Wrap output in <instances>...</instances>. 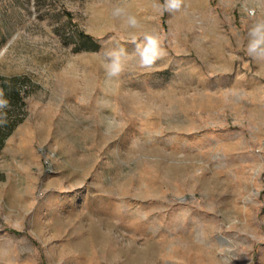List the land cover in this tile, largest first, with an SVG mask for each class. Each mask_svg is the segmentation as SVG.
Here are the masks:
<instances>
[{"label": "rangeland", "instance_id": "rangeland-1", "mask_svg": "<svg viewBox=\"0 0 264 264\" xmlns=\"http://www.w3.org/2000/svg\"><path fill=\"white\" fill-rule=\"evenodd\" d=\"M258 25L264 0H0V264H264Z\"/></svg>", "mask_w": 264, "mask_h": 264}, {"label": "clouds", "instance_id": "clouds-1", "mask_svg": "<svg viewBox=\"0 0 264 264\" xmlns=\"http://www.w3.org/2000/svg\"><path fill=\"white\" fill-rule=\"evenodd\" d=\"M183 0H166V9L169 11L178 10L181 7ZM133 24L135 21H131ZM264 26H257L252 34L256 35L258 38L253 40L249 45V54H253L256 52V56L259 58H264V32L261 31V28ZM147 44L141 52V63L142 65H151L156 58L161 54L159 49V42L156 37L148 36L146 37ZM259 49L257 52L256 50ZM111 61L108 65H106L107 74L112 77L118 75L122 70L121 60L119 54L111 53ZM2 95V93H0ZM8 106V102L6 100L0 99V108H4Z\"/></svg>", "mask_w": 264, "mask_h": 264}, {"label": "trees", "instance_id": "trees-1", "mask_svg": "<svg viewBox=\"0 0 264 264\" xmlns=\"http://www.w3.org/2000/svg\"><path fill=\"white\" fill-rule=\"evenodd\" d=\"M91 40L92 39H91L90 35H88L84 31L80 30L78 32V45L80 48H85V49L91 48L92 47ZM0 136H1V130H0Z\"/></svg>", "mask_w": 264, "mask_h": 264}]
</instances>
